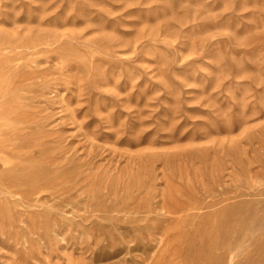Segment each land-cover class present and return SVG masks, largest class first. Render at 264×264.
<instances>
[{"label": "rangeland", "instance_id": "rangeland-1", "mask_svg": "<svg viewBox=\"0 0 264 264\" xmlns=\"http://www.w3.org/2000/svg\"><path fill=\"white\" fill-rule=\"evenodd\" d=\"M0 264H264V0H0Z\"/></svg>", "mask_w": 264, "mask_h": 264}, {"label": "bare ground", "instance_id": "bare-ground-1", "mask_svg": "<svg viewBox=\"0 0 264 264\" xmlns=\"http://www.w3.org/2000/svg\"><path fill=\"white\" fill-rule=\"evenodd\" d=\"M254 95H255V94H254ZM168 191H169V190H168ZM12 194H13V193H12ZM184 196H185V195H184ZM164 199H165V198H164ZM162 200H163V199H162ZM171 200H172V199H171ZM168 201H169V200H168ZM173 201H174V200H173ZM175 201H176V200H175ZM163 202H165V204L167 203L166 201H163ZM163 202H162V203H163ZM177 202H180V201H176V202H174V203L177 204ZM174 203H172V204H174ZM180 203H182V205L184 204L183 201L180 202ZM180 203H178V204H180ZM159 205L161 206L162 204H159ZM159 205H157V206H159ZM166 205H169V204H166ZM182 205H181V206H182ZM163 206H164V203H163ZM163 206H162V207H163ZM170 206H171V205H170ZM192 206H193V205H192ZM162 207H161V209H162ZM173 207H174V206H173ZM185 207H186V206H185ZM155 208H156V207H155ZM159 208H160V207H159ZM159 208H158V209H159ZM164 208H165V210H166V207H165V206H164ZM164 208H163V209H164ZM186 208H187V207H186ZM186 208H185V209H186ZM190 208H191V206H190ZM182 210H184V207H183ZM157 211H158V210H157ZM161 211H162V210H161ZM174 211H175V209H174ZM162 212H163V211H162ZM169 212H172V209H171V211H169ZM173 213H175V212H173ZM173 213H171V214H173ZM178 213H179V212H178ZM160 214H161V212H160ZM169 214H170V213H169ZM173 215H174V214H173ZM175 249H176V248H175ZM170 251H171V250H170ZM175 251H176V250H174V252H175ZM166 252H167V251H166ZM168 252H169V250H168ZM174 252H173V253H174ZM158 253H159V252H158ZM164 253H165V251H164ZM177 253H178V251H177ZM177 253H176V255H177ZM160 255H161V254H160ZM163 255H164V254H163ZM168 255H170L169 257H172V256H171L172 253H171V254H168ZM176 255H174V256H176ZM158 258H159V256H158ZM156 259H157V258H156ZM169 259H170V258H169ZM160 260H161V259H160Z\"/></svg>", "mask_w": 264, "mask_h": 264}]
</instances>
